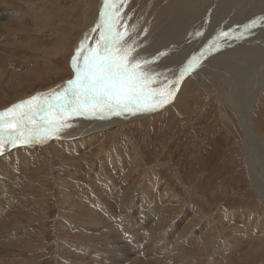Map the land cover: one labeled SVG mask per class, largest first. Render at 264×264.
<instances>
[{
    "label": "rangeland",
    "instance_id": "obj_1",
    "mask_svg": "<svg viewBox=\"0 0 264 264\" xmlns=\"http://www.w3.org/2000/svg\"><path fill=\"white\" fill-rule=\"evenodd\" d=\"M109 1L116 4V7L110 11L118 14L117 31L129 34L134 31V26H139L136 37L141 38L137 47L135 48L134 44L123 47L133 49L131 54L133 62L135 57H138L141 64L140 71L149 81L147 91L159 92L163 97L173 76L171 78L170 75V79H166L165 76L158 80L157 73L169 75L185 72L180 85L182 86L191 81L195 71L198 72L211 63L213 65L216 60H225L228 64L231 56L227 59L222 55L227 51L233 52L237 46H243V43L248 47L257 46L260 51L249 53L253 57L248 63H244V68H250L249 72L244 70L236 78H228V80L232 79L234 84L237 83L235 100H239L236 102L244 101L252 86L264 78V20L263 16L258 15L264 12V0H253L252 4L244 8L245 10L250 8V11L248 9V12H245L246 14L243 13L241 3H238L241 6L235 5L234 8L231 5L233 11L222 21L220 20L218 26L215 20L221 9L219 1L222 3L223 0H215V2L205 0L202 3L204 5L201 4L203 7L199 6L202 9H197L200 10L199 15L197 13L192 15L193 17L191 13L189 17L179 16L186 6L181 5L179 9L178 0H162L160 8L151 14L153 17H149L152 4L150 0L146 5L137 2L140 0ZM99 2L101 1L0 0V13L8 16L1 20L3 25L7 24L6 28L0 30V112L17 105L16 103L22 100L47 93L61 83L75 78L71 59L75 54V47L80 44V38L84 37L82 33L88 26V17L95 15V9H99L101 13L105 11V1L100 7ZM257 9L258 13L252 16ZM167 10L169 11L166 12ZM206 17L210 19L205 20ZM98 19L93 28L102 23L101 14ZM206 24H209L208 27ZM192 25L198 30L196 28L194 30ZM152 30L153 36H151ZM100 31L99 28L85 36L86 47H95L96 41L100 38ZM217 34L220 36L218 37ZM183 38L185 40H181ZM139 47L142 49L138 53ZM180 58L183 59V63ZM243 78H246L247 82ZM156 81L161 83L156 84ZM200 88H197L196 92L192 90L193 95L184 98L185 100H179L182 103L174 100L149 117L127 121L120 125L121 127L98 132L85 139L72 142L53 139L45 145L17 146L0 153V259L4 261L3 263L94 264L96 257L92 252L95 248L102 247L106 239L97 237L98 239L88 241L82 236L85 233L83 234L81 230L86 231L87 235L97 233L96 230L83 228L88 227L91 220L82 222L86 218H76L79 214L78 210L70 211L71 199L79 198L80 195L85 203L91 205L90 208L86 204L81 205L83 207L81 211L86 216L90 215L92 209L97 211L95 215L100 213L98 209H103L108 212L113 223L117 220L119 225H127L129 219L127 209L131 211L132 223L128 222L129 226L126 228L133 230L139 239L131 242L128 235L122 236L120 230L118 233L123 239L125 238L123 243H131H122L125 248L135 247V251L127 249L132 259L144 246L143 243L146 244L144 241L146 238L151 243L165 242L167 239L175 249L181 246L182 250H189L190 247L193 249L192 246L197 244L199 234H202L205 237V244L199 246L200 250L195 253L194 259L197 260H183L184 262L178 261L176 264L192 262L194 264H264V248L259 247L260 242H264V234L260 233L264 226V197L261 190V186H264V144L263 151L254 155L253 163L248 168L241 142L228 133L222 125L220 115L223 117V114L218 111L215 102L217 98L207 96ZM152 101L153 99L149 97L142 106L144 110ZM100 113L105 116L115 114ZM79 117H81L79 114L72 115V119ZM249 122L253 136L262 138L264 86L250 112ZM102 143H104L103 153L95 156L94 160L88 159L87 162L86 155L96 153L97 146ZM260 144L262 146V143ZM52 148L55 150L53 151ZM58 154L62 155L69 164L65 165L64 159L57 160ZM253 180H259L262 185L259 184L258 188H254ZM7 181H10L8 186H6ZM75 183L79 190L76 194L70 189ZM131 183L136 189L127 193V206L123 208H126V211L123 210L121 213L117 210L115 199L108 200L107 197L109 194L116 195L121 189L128 190ZM138 189L143 190L149 200L147 204L141 202V215L135 212L137 205L134 202L140 192ZM155 190L160 191L157 198L153 196ZM162 192L165 193V196L162 194L163 197L160 194ZM169 197L174 204L169 203ZM104 198L108 200L106 204ZM148 203L149 207L155 205L154 207H159L161 210L167 206H174L170 211L172 218H168L164 228L156 230L155 234L152 226L155 225L161 212L156 210L152 219L146 213ZM180 205L182 208L178 215ZM75 206L78 207L77 204ZM150 211L155 210L150 207ZM200 216H203L202 221L193 226L188 234L180 237V241L170 236L178 232L175 229L180 230L187 220ZM100 217L99 214L94 220L92 219L96 222L95 226L102 225L101 219H98ZM209 236L212 238L210 239ZM26 245L29 248L25 249ZM159 248V244L155 245L153 250L149 251L153 257H145L147 255L145 253L141 259L154 258L160 262L165 261L166 256L160 255ZM253 249L256 252L248 256L249 251ZM82 251L87 253L83 254ZM125 253L119 252L113 257L121 256L120 258L123 259L122 254ZM1 260L0 264H3ZM98 260L101 262L104 260L106 264H116L113 258L107 255H102ZM117 264L121 263L117 262Z\"/></svg>",
    "mask_w": 264,
    "mask_h": 264
},
{
    "label": "bare ground",
    "instance_id": "obj_2",
    "mask_svg": "<svg viewBox=\"0 0 264 264\" xmlns=\"http://www.w3.org/2000/svg\"><path fill=\"white\" fill-rule=\"evenodd\" d=\"M26 2L27 1H29V0H25ZM99 1H101V2H99V7H100V5L102 6L103 4H102V2H104L105 0H99ZM148 1L149 0H140V1H137V2H143V5H146V4H148ZM151 2H152V4L150 5V7H151V12H150V15H149V17H153V16H151V14H154V12H156L159 8H160V4H161V2H162V0H150ZM164 1H166V0H164ZM174 1H176V0H174ZM174 1H172V2H174ZM204 1L205 0H178V3L180 4V7H179V9H181V5H184L185 4V9L181 12V14L179 15V16H181V17H187L190 13V15L192 16V15H194V14H196L197 15V13L198 12H200V10H197L198 8H200L199 6H201V4L202 3H204ZM207 2L209 1V0H206ZM214 2H215V0H213ZM241 1H244V2H241ZM253 0H223V2L221 3L220 1H219V5L221 6V9H220V6H219V9H220V11H219V13H217V15H216V20H215V22H217V26H218V22L221 20L222 21V19H224L225 17H227L228 16V14L231 12V11H233V8H234V6L235 5H238V6H241V5H243L242 6V8L244 9V8H246V7H248L249 6V4L252 2ZM255 1V0H254ZM253 1V2H254ZM258 1V0H257ZM263 1V0H262ZM109 2H111V1H109ZM171 2V3H172ZM213 2V3H214ZM35 3V2H34ZM206 3V2H205ZM210 3V2H209ZM238 3H241V5L240 4H238ZM212 4V3H211ZM252 4V3H251ZM258 4V3H257ZM257 4H255V5H257ZM260 4H262V3H260ZM140 5H141V3H140ZM173 5V4H172ZM175 5V4H174ZM176 5H177V3H176ZM202 5H204V4H202ZM208 5V4H207ZM231 5L233 6V8H231ZM96 6V5H95ZM161 6H165V5H161ZM206 6V5H205ZM104 7V6H103ZM201 7H203V6H201ZM210 7V6H209ZM213 7V6H212ZM251 7V6H250ZM91 8V7H90ZM208 8V7H207ZM123 9V8H122ZM168 9V8H167ZM200 9H202V8H200ZM208 9H210V8H208ZM207 9V10H208ZM213 9V8H212ZM249 9V11H250V8H248ZM247 9V10H248ZM96 10V12H95V15H91V16H89L88 18V20H89V23L87 24L88 26H86L85 27V29H83L84 30V33H82L83 35H84V37H81L80 38V40H79V42L81 43L82 41H83V38H85V36H87L88 34H92V32H94V31H97L98 29H96L95 27L93 28V26H95V21L96 20H99L98 18H99V15L101 14V12H100V10L99 9H95ZM178 10V9H177ZM206 10V9H205ZM211 10V9H210ZM235 10V9H234ZM240 10V9H239ZM238 10V11H239ZM247 10H243V13H245ZM92 11V10H91ZM169 10H167L166 12H168ZM238 11H235V13L236 12H238ZM253 11V10H252ZM173 12V11H172ZM242 12V11H241ZM248 12V11H247ZM203 13H205V11L203 12ZM256 13H258V9H257V11H254L253 12V15L252 16H255L256 15ZM174 14V13H173ZM239 14V13H238ZM246 14V13H245ZM27 15V14H26ZM161 15V14H160ZM187 15V16H186ZM189 15V16H190ZM195 15V16H196ZM198 15H199V13H198ZM202 15V14H201ZM230 15V14H229ZM244 15V14H243ZM258 15H261V16H263V20H264V12L262 13V14H258ZM142 15H139V17H141ZM173 16V15H172ZM175 16H176V14H175ZM178 16V17H179ZM188 16V17H189ZM206 16V15H205ZM204 15H203V17H205ZM234 16V15H233ZM252 16H249V18L250 17H252ZM3 17H4V19H6L8 16L7 15H5V14H3V13H0V30L1 29H5L6 28V25H3L2 23H1V20L3 19ZM177 17V18H178ZM180 17V18H181ZM193 17V16H192ZM199 18H200V16H198ZM212 17V16H211ZM232 17V16H231ZM230 16H229V18H231ZM241 17H242V15H241ZM168 18H170V17H168ZM179 18V19H180ZM198 18V19H199ZM207 18V17H206ZM209 18V17H208ZM208 18L207 19H205V20H208ZM228 18V19H229ZM236 17H233V19H235ZM240 18V17H239ZM150 19V18H149ZM184 19V18H183ZM189 19V18H188ZM187 19V20H188ZM192 19V18H191ZM197 19V18H196ZM202 19H204V18H202ZM210 19V18H209ZM243 19V18H242ZM242 19H240V20H242ZM178 20V19H177ZM181 20V19H180ZM186 20V19H185ZM186 20V21H187ZM214 20V19H213ZM239 20V21H240ZM155 21V20H154ZM174 21H175V19H174ZM186 21L184 22V24L186 23ZM194 21V20H193ZM199 21H201V19H199ZM203 21V20H202ZM209 21H211L212 22V20H209ZM100 22V21H99ZM205 22V21H204ZM207 22V21H206ZM210 22V23H211ZM8 23V22H7ZM165 23V22H164ZM191 23V22H190ZM197 23V22H196ZM212 23H214V22H212ZM211 23V24H212ZM148 24V23H147ZM172 24H173V22H172ZM180 24V23H179ZM199 24V23H198ZM201 24V23H200ZM135 25V24H134ZM164 25V24H163ZM174 25V24H173ZM172 25V26H173ZM188 25V24H187ZM195 25V24H194ZM207 25V24H206ZM205 25V26H206ZM209 25V24H208ZM208 25H207V27H208ZM227 25V24H226ZM144 26V25H143ZM143 26H141L142 28H143ZM160 26H162V25H160ZM181 26V25H180ZM180 26H178V27H180ZM193 26V25H192ZM195 26H197L198 27V25L196 24ZM195 26H193V28H194V30H195ZM220 26V25H219ZM139 26H137V27H135L134 26V31H132V33H129V34H127L126 35V39H124L122 42H121V44H122V46H126V47H128L129 45H132V44H134V46H135V48L137 47V43L139 44V39L141 38H137L136 37V34H137V28H138ZM165 27V26H164ZM169 27V26H168ZM174 27V26H173ZM175 27H177L176 25H175ZM201 27V26H200ZM203 27V26H202ZM141 28V29H142ZM170 28V27H169ZM193 28H191V30L193 29ZM210 28V27H209ZM230 28V27H229ZM22 29V28H21ZM20 29V30H21ZM140 29V30H141ZM176 29V28H175ZM180 30H181V28H179ZM182 29H184V28H182ZM211 29H212V27H211ZM213 29H214V26H213ZM169 30H171V29H169ZM179 30V31H180ZM196 30H198V28H196ZM224 30V29H223ZM222 30V31H223ZM226 30V29H225ZM7 31H9V30H7ZM150 31V30H149ZM155 31V30H154ZM178 31V30H177ZM193 31V30H192ZM217 31H218V28H217ZM172 32V31H171ZM174 32V31H173ZM176 32V31H175ZM200 33H201V30L199 31ZM210 32V31H209ZM259 32V31H258ZM141 33V32H140ZM190 33V32H189ZM198 33V32H197ZM221 33V32H220ZM180 34V33H179ZM191 34V33H190ZM190 34H189V37L191 38V36H190ZM211 34V33H210ZM194 35V34H193ZM151 36H153V30L151 31ZM165 36V35H164ZM180 36V35H179ZM214 36V35H213ZM217 36H218V34H217ZM220 36V35H219ZM218 36V37H219ZM221 36H222V34H221ZM264 36V35H263ZM147 37V36H146ZM183 37V36H182ZM182 37H180V38H182ZM184 37H185V35H184ZM188 37V38H189ZM159 38V37H158ZM173 38V37H172ZM189 38V39H190ZM257 38V37H256ZM164 39V38H163ZM169 39V38H168ZM185 39H187V36H186V38ZM184 38L183 39H181V40H185ZM193 39V38H192ZM221 39H223V38H221ZM259 39H260V37H259ZM180 40V39H179ZM202 40V39H201ZM261 40H263L262 38H261ZM169 41H170V39H169ZM199 41V40H198ZM219 41V40H218ZM264 41V40H263ZM147 42V41H146ZM151 42V41H150ZM165 42V41H164ZM169 43V42H168ZM174 43V42H173ZM188 43H190V42H188ZM235 43V42H234ZM25 44V43H24ZM61 44V43H60ZM156 44V43H155ZM222 44V43H221ZM224 44V43H223ZM63 45V44H62ZM80 44H78L76 47H75V53H76V50H77V48H78V46H79ZM173 45V44H172ZM171 45V46H172ZM182 45V44H181ZM187 45V44H186ZM191 45H192V43H191ZM190 45V46H191ZM220 45V44H219ZM257 45V44H256ZM262 45V44H261ZM151 46V45H150ZM183 46V45H182ZM224 46V45H223ZM255 46V45H254ZM260 46V45H259ZM154 47V46H153ZM261 47V46H260ZM263 47V46H262ZM177 48V47H176ZM184 48H186V47H184ZM142 48L141 47H139V50H138V53H139V51L141 50ZM182 49V48H181ZM187 49V48H186ZM257 50H259L260 51V49L256 46V47H248V45H246L245 43H243V46L242 45H240V46H237L236 47V49L232 52V50H231V52H228L227 51V53L224 55H222V57L223 58H229V56H231V58H229V59H231L230 60V62H228V64H226L225 63V60H223V61H221V60H216L215 62H213L214 64L212 65V63L209 65V66H207V67H205L204 69H201L200 71H195L194 73H193V78L191 79V81L190 82H186V83H184L182 86H180L181 85V83H182V76L184 75V73L185 72H182V73H176V74H169V75H166V73L164 74V75H158V73H157V79L159 80V79H163L165 76H166V79H170L169 77H170V75H171V78H172V76H173V78H172V80L170 81V83H169V85H168V90L166 91V93H165V95H168L169 93L171 94V98L169 99V100H167V102H165L164 104H162V105H159V104H156V101L155 100H153L151 103H150V105H152V107H148L146 110H144V108L143 107H141L139 110H132L131 111V109L130 110H127V111H124V112H122L121 114H119V115H117V114H112V115H109V116H105V115H101V113H100V111H98L95 115H92V114H85V115H81V117H79V118H74V119H72V116H70V117H68V118H66V120H65V124H66V126L65 127H63V128H61L58 132H52V133H50L49 135H47L46 137H42V138H40V139H33V141L31 142V143H27V144H24V143H17V144H15V145H12L10 142H9V138H8V136L7 135H5L4 136V140L2 141V142H0V153H5L6 151H8L9 149H11V148H13V147H17V146H23V145H25V146H30V147H32V146H36V145H40V144H48L51 140H53V139H59V140H64V141H68V142H72V141H74V140H79V139H85V138H88V137H90L91 135H93V134H95V133H98V132H103V131H107L108 129L110 130V129H112V128H114V127H121L120 125H122L123 123H127V121H135V120H142V119H144V118H146V117H149L150 115H152V114H154V113H156V112H158V111H160L162 108H164L165 107V105H168V104H171L174 100L176 101H179V100H182V99H184V98H186V97H189V96H191V95H193V94H191V91L192 90H194L195 92L197 91V88H202L204 91L203 92H205V94L207 95V96H210V97H216L217 99L215 100V102H216V104H217V107H218V111L221 113V114H223V117H225V119H223V117L220 115V117H221V122H222V125H223V127L225 128V130H227V132L228 133H231L232 135H234L235 136V138H237L240 142H241V144H242V153H243V156L245 157V161H246V164H247V167L248 168H250V165L253 163V157H254V155L255 154H257V153H261L262 151H263V144H264V136L262 137V138H260V139H258V138H256V137H254L253 136V134H252V131H251V124H250V122H249V115H250V112H251V110H252V108L254 107V105H255V103H256V101H257V98H258V96H259V94H260V92L262 91V89H263V86H264V78L263 77H261V78H263V79H261V78H259V79H261L257 84H255V85H253L252 86V89H251V91H249L248 92V96H245V98H244V101H239V102H236V101H238V100H235V96H236V93H237V83H235L236 84V86H235V84L233 83V80L232 79H230V80H228V78H230V77H233V78H236L238 75H240V73L242 72V71H244V70H246V71H248L249 72V70H250V68L248 67H246V68H244L245 66H244V63H248L251 59H252V57L253 56H251L252 54H249V53H255ZM175 51V50H174ZM177 51H178V48H177ZM177 51H176V53H177ZM179 51H181V50H179ZM184 51V50H183ZM189 51V50H188ZM213 51V50H212ZM254 51V52H253ZM262 51V50H261ZM60 52V51H59ZM157 52V51H156ZM182 52V51H181ZM247 52V53H246ZM162 54H163V52H161ZM183 53V52H182ZM181 53V54H182ZM185 53V52H184ZM195 53V52H194ZM193 53V54H194ZM264 53V52H263ZM178 54H179V52H178ZM178 54H177V56H178ZM187 54V53H186ZM259 54V53H258ZM75 55V54H74ZM138 55V54H137ZM141 55V54H140ZM139 55V56H140ZM146 55V54H145ZM254 55V54H253ZM260 55V54H259ZM262 55V54H261ZM148 56V55H147ZM146 56V57H147ZM176 56V55H175ZM176 56V57H177ZM188 56V55H187ZM255 56V55H254ZM74 57V56H73ZM168 58L170 57V56H167ZM175 57V58H176ZM138 57L136 56L135 57V59H134V61H139L138 59H137ZM163 58V57H162ZM171 58V57H170ZM192 58V57H191ZM190 57H189V59H191ZM257 58H259V57H257ZM143 59V58H142ZM150 59V58H149ZM73 59H71V61H72ZM176 60V59H175ZM180 60H181V58H180ZM183 60V59H182ZM181 60V61H182ZM184 60H186V59H184ZM162 61V60H161ZM164 61V60H163ZM162 61V62H163ZM167 62H171V60L169 59V61L168 60H166ZM257 61V60H256ZM140 62V61H139ZM165 62V61H164ZM163 62V63H164ZM175 62V61H174ZM184 61H182V63H183ZM195 62V61H194ZM173 63V62H172ZM171 63V64H172ZM178 63H181V62H178ZM191 63V62H190ZM262 63V62H261ZM160 64H161V62H160ZM169 64V63H168ZM185 64V63H184ZM183 64V65H184ZM194 64V63H193ZM204 64H205V62H204ZM208 64V63H207ZM162 65V64H161ZM164 65V64H163ZM166 65H167V63H166ZM170 65V64H169ZM182 65V66H183ZM189 65V64H188ZM264 65V64H263ZM218 66V67H217ZM192 67V66H191ZM146 68V67H145ZM163 68V67H162ZM167 68V67H166ZM184 68V67H183ZM264 68V67H263ZM174 69H176V68H174ZM179 69V68H178ZM182 69V68H181ZM186 69V68H185ZM184 69V70H185ZM187 70V69H186ZM263 70V69H262ZM172 71H173V69H172ZM171 72V71H170ZM177 72V71H176ZM180 72V71H179ZM190 72V71H189ZM148 73H150V72H148ZM160 74V73H159ZM163 74V73H162ZM189 74V73H188ZM189 74V75H190ZM153 75V74H152ZM156 75V74H155ZM245 75V74H244ZM243 75V76H244ZM259 76V75H258ZM261 76V75H260ZM263 76V75H262ZM154 77V76H153ZM244 79V78H243ZM246 79V78H245ZM245 79H244V81H245ZM258 79V78H257ZM248 80H249V78H248ZM263 80V81H262ZM69 81V80H68ZM68 81L66 82V83H61V85H59V86H57L56 88H54V87H52V88H54V89H52L51 91H49V92H47V93H44V94H38L37 96L38 97H40L41 98V102H43L44 100H46V99H49V98H51V96H53V95H55V94H57V93H62V92H64V89H65V87L67 86V83H68ZM240 81V80H239ZM241 81H243V80H241ZM157 83L156 84H158V83H161V81L159 82V81H156ZM246 82H247V79H246ZM152 83V82H151ZM242 83V82H241ZM156 84H154V85H156ZM154 85H151V87L152 86H154ZM247 85V84H246ZM196 87V88H195ZM243 87V86H242ZM169 88H170V90H169ZM200 88V89H201ZM201 89V90H202ZM249 89V86H248V88H247V90ZM180 90V91H179ZM239 91V90H238ZM42 93V92H41ZM195 94V93H194ZM247 95V94H246ZM35 96V95H34ZM37 96H35V97H37ZM164 96V95H163ZM240 97V96H239ZM162 98V97H161ZM236 98H238V97H236ZM189 99V98H188ZM30 100V99H29ZM185 100V99H184ZM25 101H27V100H25ZM21 102H23V100L21 101ZM21 102H18V103H16V104H19V103H21ZM179 102H181V101H179ZM184 102V101H183ZM182 103V102H181ZM179 104V103H178ZM73 115H75V114H73ZM59 120H60V118L59 117H57V121L59 122ZM31 127H32V125H29V128L31 129ZM9 131V129H5V133H7ZM39 131L41 132V133H43V131H44V129L43 128H41V129H39ZM102 141V140H101ZM260 143H262V146H261V144ZM103 144L104 143H102V144H100V145H98L97 146V150H96V153H93L92 155H86V157L85 158H87V162H88V159L90 160V159H93L94 160V157L95 156H98V155H100L101 153H103L102 151H103ZM54 148V147H53ZM52 148V149H53ZM48 149V148H47ZM51 149V148H50ZM49 149V150H50ZM95 149V148H94ZM48 150V151H49ZM55 149H53V151H54ZM51 151V150H50ZM52 152V151H51ZM57 152V151H56ZM53 153H55V152H53ZM264 153V152H263ZM56 154V153H55ZM72 154V153H71ZM262 157V156H261ZM62 159H64V157L62 156V155H60V154H58V157H57V160H62ZM65 160V159H64ZM92 160V165H94L93 164V161ZM70 162V161H69ZM132 162V161H131ZM65 165L66 164H69L66 160H65V163H64ZM85 164H88V163H86L85 162ZM131 164V163H130ZM263 164V163H262ZM129 165V164H128ZM49 166V165H48ZM86 166V165H85ZM133 166V165H132ZM90 167H91V165H90ZM130 167V166H129ZM134 167V166H133ZM132 167V168H133ZM150 167V166H149ZM132 168H130V169H132ZM135 168V167H134ZM135 170V169H134ZM37 171V170H36ZM133 172V171H132ZM147 172H148V170H147ZM150 172V171H149ZM45 173V172H44ZM48 173V172H47ZM43 176V175H42ZM39 177V176H38ZM33 179V178H32ZM31 179V180H32ZM6 182V181H5ZM12 182V181H11ZM253 183H254V185H253V187L254 188H258V186H259V184H261L260 183V181L259 180H256V181H254L253 180ZM10 184V181H7V183H6V186H8ZM130 186L128 187V190H127V188H126V190H117L118 192H117V194L116 195H114V194H109L108 195V197H107V199L108 200H112V199H115L114 201L116 202V206H118V208H117V210L119 211V212H121V213H123V210H125L126 211V208L125 209H123L124 207H126L127 206V193L129 192V190H135L136 188H134V186L135 185H133V183H131V184H129ZM262 185V184H261ZM77 187L78 186H76V183H75V185L73 184L71 187H70V189L72 190V193H79L78 191L79 190H77ZM140 192H139V194L136 196L137 197V200H135V204L137 205V207H135L136 208V210H135V212H136V214L137 215H139L140 214V210H141V208L142 207H140V204H141V202H145V204H147V202L149 201L148 200V196L146 195V194H144V192H143V190H140V189H138ZM261 190H262V194H263V197H264V186L262 185L261 186ZM154 192V194H153V196L154 197H158V194H159V192L157 191V190H155V191H153ZM111 193V192H110ZM114 193V192H113ZM161 194V196H162V194H164L163 196H165V193H160ZM107 195V194H106ZM162 196V197H163ZM106 197V196H105ZM114 197V198H113ZM162 197H160L161 198V201H162ZM153 198V197H152ZM168 198V197H167ZM83 198L82 197H80V195H79V198H77V197H74V199L72 200L71 199V201H70V203L69 204H71V210L70 211H76V210H78L77 211V213H79V214H77L76 215V218H78V219H80V217H85L86 219H83L82 220V222H88V221H90V225L88 226V227H83L84 229H93V230H96V233L97 234H86V231H84V230H81L82 231V233L84 234L85 233V235H82V236H85V238H86V240H88V241H90V240H93V239H98L97 237H99V238H105L106 239V241H105V243L103 244V246L102 247H100V248H95L94 249V252H92L93 254L92 255H94L96 258H95V260H94V264L96 263V264H106V263H104L103 261L104 260H102V262L100 261V260H98L99 258H101L102 257V255H107V256H109L111 259L113 258V260L115 261V263L117 264V262H120L121 264H125V263H127V264H176V262H178V261H182V262H184L185 260H197V259H194L196 256H194L195 255V253L198 251V250H200L199 249V246H203V244H205V237H204V235H202V234H199V236H198V238H197V240H198V242H197V244L196 245H194V246H192L193 247V249H191V247H190V249L189 250H187V249H184V250H182L181 249V246H179L180 248L179 249H175V247H173L170 243V241H168L167 239L165 240V242H162V241H160V242H157V241H155V242H153L152 241V243L151 242H149V240H148V238H146L144 241H146L145 243L146 244H144L143 243V247L137 252V256L136 257H134V259H132L131 258V255L129 254V249L131 250V249H133L134 251H135V247H133V246H130V248H125L124 246H123V244H131V243H128V242H125V243H123V240L125 239H123L122 238V236H126V235H128L127 237H128V239H130L131 240V242H134V241H136V240H138L139 239V237L138 236H136L135 235V232L133 231V230H127V226H129V223L128 222H131L132 220V218L130 219V214H131V211L129 210V209H127V212H128V214H129V219L128 218H125V220H127V225L126 224H122V225H119L118 223H117V220H114L115 222L113 223L112 222V220H111V218L109 217V215H108V212H105L103 209H98L99 210V214H100V218H98V219H101V222H102V225L101 226H95L96 225V222L95 221H92V219L94 220L97 216L95 215V213L97 212L96 210H94L93 211V209L91 210V213H90V215L89 216H86V214H84L83 213V211H81V209H83V207H81V205H85L86 204V206L88 207V208H90L89 206H91V205H89V203H85L83 200H82ZM106 198H104V203L106 204L107 202H108V200H107ZM143 199V201H141ZM172 199V198H171ZM171 199H170V197H169V203H172L171 202ZM151 200V199H150ZM113 201V202H114ZM130 202V201H129ZM100 203V202H99ZM101 203H103V202H101ZM78 205V207L77 206H75V205ZM144 204V205H145ZM172 204H174V203H172ZM263 204V203H262ZM99 205V207H100V204H98ZM85 206V207H86ZM147 206V209H146V213H148L149 215H150V217L153 219L154 217H155V214H156V210H160V212H161V214L160 215H158V219H157V221H156V223H155V225L154 226H152V231L154 232V234L156 233V230H161V229H163L164 228V226H165V224H166V222L168 221L167 219L168 218H172V215L170 214V211L174 208V206H167L164 210H161L159 207H154V206H151L150 205V207L153 209L154 208V210L155 211H150V207H149V203H148V205H146ZM180 208H178V215L181 213V205L179 206ZM2 209V208H1ZM133 209V208H132ZM131 209V210H132ZM176 209V208H175ZM143 211V210H142ZM126 212V213H127ZM133 214V213H132ZM141 215V214H140ZM146 215V214H145ZM147 218V217H146ZM202 218H203V216L201 217L200 216V218L199 217H196V219H189V220H187V222L186 223H184L185 225H183L182 227H181V229L180 230H178V229H175V231H178V232H174L173 234H171L170 236L171 237H175L177 240L180 238V237H182V236H184V235H186V234H188V231L190 230V229H192L193 228V226H195V225H197L199 222H201L202 221ZM119 220V219H118ZM170 220V219H169ZM111 221V222H110ZM148 221H150V220H148ZM122 222V221H121ZM151 222H153L152 220H151ZM150 222V223H151ZM262 222V221H261ZM261 222L259 223V224H261ZM109 223H110V225H109ZM117 223V224H116ZM132 223V222H131ZM149 223V222H148ZM88 224V223H87ZM133 224H134V222H133ZM139 225V224H138ZM180 227V226H179ZM220 228H222V227H220ZM258 228V227H257ZM80 229V228H79ZM88 229V230H89ZM119 230L121 231V233H122V236H121V234L120 233H118L119 232ZM219 230V229H218ZM218 230H217V232H218ZM253 230H255V229H253ZM258 230H260L259 228H258ZM136 231V230H135ZM199 231V230H198ZM12 232V231H11ZM104 232L106 233V234H104ZM159 232V231H158ZM90 233V232H89ZM160 233V232H159ZM260 233H262V234H264V226L262 227V232H260ZM259 233V234H260ZM14 235V234H13ZM129 235H131V236H129ZM151 236H152V234H150ZM158 235V234H157ZM196 235V234H195ZM212 235V234H211ZM17 236V235H16ZM146 236H148V235H146ZM159 236V235H158ZM206 236V235H205ZM210 237V236H209ZM167 238V237H166ZM212 237H210V239H211ZM38 239V238H37ZM259 239V238H258ZM82 240V239H81ZM181 239H179V241H180ZM21 241V240H20ZM207 241H209V238H208V240ZM261 241V240H260ZM123 243V244H122ZM261 244H259V247H260V249H263L264 248V242L263 241H261L260 242ZM142 244V243H141ZM157 244H159L160 245V248H159V250L161 251L160 253V255H162V256H166V260L165 261H163V262H160L158 259H141L142 257H143V255H145V253L147 254V255H145V257L146 256H148V257H151L152 255L149 253V251H151V250H153V247L155 246V245H157ZM175 245H176V243H174ZM178 245V244H177ZM180 245V244H179ZM24 246V245H23ZM108 246H110V248H107ZM142 246V245H141ZM28 247V245H26L25 246V249ZM31 247V246H30ZM94 247V246H93ZM127 247V246H126ZM177 247V246H176ZM205 247H206V245H205ZM259 247H257V248H259ZM29 248V247H28ZM139 248V247H138ZM128 249V250H127ZM31 250V249H30ZM9 252H10V250H9ZM29 252H31V251H29ZM119 252H126L125 254H122V255H124V257H123V259L122 258H118V257H113L116 253H119ZM256 252V250H250L249 251V253H248V256H250L251 254H253V253H255ZM82 253L83 254H86L87 252L86 251H82ZM132 253V252H131ZM135 253V252H134ZM176 253H178V254H176ZM209 253V252H208ZM90 254V253H89ZM5 255V254H4ZM8 255V254H7ZM10 255V254H9ZM101 255V256H100ZM216 255H218V253L216 254ZM232 255V254H231ZM236 255H237V253H236ZM2 256H3V253H2ZM12 256V255H11ZM10 256V257H11ZM116 256V255H115ZM119 256V255H118ZM210 256V255H209ZM104 257V256H103ZM153 257V256H152ZM219 257V256H218ZM106 258V257H105ZM162 258V257H161ZM5 259V258H4ZM1 260V259H0ZM8 260V259H7ZM184 260V261H183ZM217 260V259H216ZM2 261V263L4 262L3 260H1ZM107 261H108V259H107ZM212 261V260H211ZM240 261H242V260H240ZM69 263V262H68ZM4 264V263H3ZM109 264V263H108ZM111 264V263H110ZM191 264H194V262H192Z\"/></svg>",
    "mask_w": 264,
    "mask_h": 264
},
{
    "label": "snow or ice",
    "instance_id": "obj_3",
    "mask_svg": "<svg viewBox=\"0 0 264 264\" xmlns=\"http://www.w3.org/2000/svg\"><path fill=\"white\" fill-rule=\"evenodd\" d=\"M115 7L114 2L105 0L102 23L97 25L100 38L95 47H86L87 37L80 43L72 60L75 78L68 81L64 92L43 102L33 97L0 112V142L7 135L12 145L31 143L58 132L73 114L95 115L100 111L119 115L139 110L149 97L159 105L171 98L170 93L161 98V93L146 90L149 81L140 71V62L131 59L133 49L121 44L127 33L117 31L118 14L110 11ZM5 129L9 131L5 133Z\"/></svg>",
    "mask_w": 264,
    "mask_h": 264
}]
</instances>
